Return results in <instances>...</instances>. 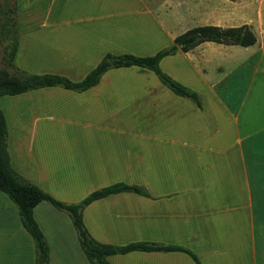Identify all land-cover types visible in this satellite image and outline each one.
<instances>
[{
  "label": "crops",
  "instance_id": "obj_1",
  "mask_svg": "<svg viewBox=\"0 0 264 264\" xmlns=\"http://www.w3.org/2000/svg\"><path fill=\"white\" fill-rule=\"evenodd\" d=\"M24 1L18 0L15 61L32 73L81 80L107 53L154 55L188 30H169L177 7H148V0H43L21 7ZM215 8L188 11L196 23L247 24L256 42L204 41L159 63L200 104L139 66L110 68L82 91L46 86L0 98L12 166L54 197L79 202L117 182L144 189L84 208L86 227L100 242L176 245L201 264H264V7L229 16ZM66 176L73 182L63 181ZM6 200L0 196V227L14 235L20 264H36L34 241ZM34 217L50 247L49 264L67 262L69 242L82 258L68 214L42 201ZM108 260L198 264L182 250H135Z\"/></svg>",
  "mask_w": 264,
  "mask_h": 264
},
{
  "label": "trees",
  "instance_id": "obj_2",
  "mask_svg": "<svg viewBox=\"0 0 264 264\" xmlns=\"http://www.w3.org/2000/svg\"><path fill=\"white\" fill-rule=\"evenodd\" d=\"M16 10V9H15ZM17 11V10H16ZM3 33L11 41L9 66L0 70V98L4 95H15L31 89L46 86H62L68 89L82 91L96 85L102 75L110 68L123 66H139L153 70L176 94L191 98L200 104L199 95L172 78L160 67L162 57L176 52L178 48L188 51L204 41H214L225 44H238L249 46L256 42L254 31L247 24L240 26H220L214 24L194 26L174 38L170 47L158 51L154 55L139 56L132 53L112 54L107 53L83 79L72 80L58 73H32L23 70L15 63V56L19 47V33L17 20L11 26L3 24ZM2 31L0 34H3ZM8 124L2 109L0 108V190L17 205L22 225L31 235L35 243L36 264L50 263V247L48 241L34 217V208L42 201H49L57 209L66 212L72 219L77 230L79 242L84 254L91 264H112L108 256L112 254H125L131 251H174L188 252L198 264V257L190 250L176 246L166 245L154 241H132L124 245L104 243L95 239L83 219L84 208L92 201L110 194L129 191L144 194V189L138 185L117 182L92 191L79 202L62 201L37 184L29 181L19 174L11 164L8 150Z\"/></svg>",
  "mask_w": 264,
  "mask_h": 264
},
{
  "label": "rangeland",
  "instance_id": "obj_3",
  "mask_svg": "<svg viewBox=\"0 0 264 264\" xmlns=\"http://www.w3.org/2000/svg\"><path fill=\"white\" fill-rule=\"evenodd\" d=\"M34 1L40 2L41 4V1L43 0H29L30 3H27L28 2L27 0L22 3L21 7H30V4ZM17 7H18V0H0V32L4 29L3 28L4 22H6L7 25L11 27L15 23V19L17 20V11H16ZM148 7H177L174 9L178 11L179 16H177L178 18L174 19L173 23L169 24L170 27L169 30L172 32H174L175 30H179L180 32H182L183 30L189 29L194 26L215 24L214 22H218L215 19H209L208 21L202 20L201 22L203 23H196L197 20H199V18H193L191 16V14L188 11L189 7H216L215 8L216 11H218V7H220L222 14L229 16L240 13L241 7H264V0H148ZM5 34L6 33L0 34V70L3 68H8L11 71L13 70L15 71V69L9 66L11 41L10 39L5 37ZM17 66L20 67L19 64ZM20 68L27 71L23 67ZM69 78L77 81V78L70 76ZM66 131H74V129H66ZM62 180L67 182H73V180L67 176L64 177ZM1 195H3L7 199L6 201H9L11 205H13V207L18 208L17 205L9 199L6 193L0 191V196ZM69 218L72 222V225L74 226L70 216ZM73 229L75 233L78 235L75 226L73 227ZM68 246L70 251L67 257V262L66 263L58 262L56 260L54 264H85V263L89 264L80 246L79 249L82 253L81 254L82 258H79V254L75 249L73 243L69 242ZM17 247L18 244L16 243V240L12 232L5 227H0V264H20L19 260L17 259L19 254ZM29 253L30 251L28 249L27 255ZM35 256H36V249H35Z\"/></svg>",
  "mask_w": 264,
  "mask_h": 264
}]
</instances>
